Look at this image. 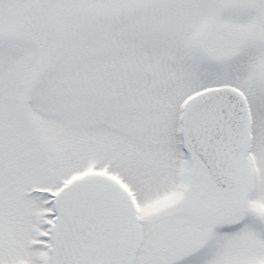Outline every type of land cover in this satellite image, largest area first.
I'll use <instances>...</instances> for the list:
<instances>
[{"label": "snow or ice", "instance_id": "1", "mask_svg": "<svg viewBox=\"0 0 264 264\" xmlns=\"http://www.w3.org/2000/svg\"><path fill=\"white\" fill-rule=\"evenodd\" d=\"M0 264H264V0H0Z\"/></svg>", "mask_w": 264, "mask_h": 264}]
</instances>
